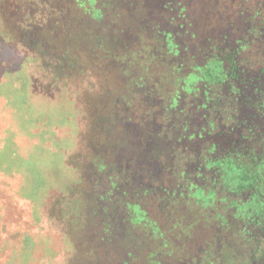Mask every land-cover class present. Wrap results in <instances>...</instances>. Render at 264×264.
<instances>
[{"label":"rangeland","instance_id":"1","mask_svg":"<svg viewBox=\"0 0 264 264\" xmlns=\"http://www.w3.org/2000/svg\"><path fill=\"white\" fill-rule=\"evenodd\" d=\"M76 2L0 0V264H165L168 252L186 245L177 241L181 229L197 219L216 218L218 227L223 220L226 234L237 236L235 212L226 203L242 201L257 183L250 184L246 168L236 175L245 159L236 162L237 170L230 163L221 168L235 180L231 189L244 194L234 199L221 189L206 210L197 211L196 203L204 204L212 192L210 176L197 181L202 195L192 189V172L209 141L217 147L210 157L222 159L231 127H252L242 144L260 146L257 132L264 120L250 121L253 111L262 114L256 94L243 91L237 99L233 85L222 83L232 58L239 75L264 77V39L240 34L235 16L245 13L246 0ZM135 5L138 29L112 36L106 27L124 24ZM229 6L236 12H227ZM167 8L174 16L182 11L186 34L167 24ZM165 31L172 33L167 46ZM98 32L102 46L96 48L92 37ZM114 37L127 47L112 46ZM183 44L189 56L178 55ZM210 45L216 48L212 54ZM217 59L219 65L211 62ZM205 63L209 111L194 113L188 105L174 112L167 102L176 106L180 82L185 94L194 95L188 85L195 78L188 72ZM201 85L194 100L199 105L206 95ZM208 119L216 135L187 139L207 127ZM183 172L176 188L175 176ZM178 220L180 227L169 233ZM200 234L198 242L187 244L194 256L207 237ZM233 248L235 255L241 251Z\"/></svg>","mask_w":264,"mask_h":264},{"label":"flooded vegetation","instance_id":"2","mask_svg":"<svg viewBox=\"0 0 264 264\" xmlns=\"http://www.w3.org/2000/svg\"><path fill=\"white\" fill-rule=\"evenodd\" d=\"M247 1H250V3ZM245 3H248L247 4L248 6H246L244 9L245 13L241 15L235 14V16L241 22L239 24L242 25L240 34H244V35L247 34L249 39L252 38V40H256V41L259 39L261 41L264 39V14L261 13V9H264V0H246ZM253 3H256L257 5L261 3V7H259V5L258 7L257 5H253ZM165 10L166 12L170 13V15L166 19L167 24L176 25L180 29L181 33L186 34L187 32L186 22L184 20V14L182 13V11H178L177 14L174 16V14L170 12L172 9L167 8ZM227 10H229L227 12H233V13L236 12L235 8L233 7H230V9H227ZM232 28H233V25H232ZM163 37H165L166 46L169 43H171V37H172L171 32L165 31V34L163 35ZM177 50H178V55L181 54L182 56H189L188 48L186 47L185 44H183L181 48H178ZM214 50H216V48L213 47V45H210V49H209L210 54H212ZM210 54L208 56H211ZM188 60L191 61L192 59L189 58ZM211 62L216 64V60H213ZM228 62H231V65H229L228 63L227 64L228 66H230L231 70L233 69V71L230 70L229 73L224 74L223 76L224 80L222 83L233 85L232 90H231L232 95H236L237 99L240 98V94H242L243 91H249L252 94L255 93L256 95L253 98V100L258 99L257 109H260L259 111L262 114H259V113L256 114L253 111L254 117H250V121L253 120L257 122L260 119L264 120V98L260 97L262 90H260L257 86L258 84H260L264 88V77L257 81L252 80V79H247L248 76H250L249 74L250 72H245L244 75H241V74L239 75L238 70H236L238 69L239 66L238 64L235 63L234 58L228 59ZM208 63L207 64L205 63V65L202 66L200 69H192L190 72H188V74H192V76L195 78L193 79L194 82L192 80V82H190L188 85L189 89H192L195 92L194 95L185 94L183 89L185 88L186 84H183L182 82H180L179 90L176 91V97H175L176 106L175 107L171 106V99L167 102L168 106L174 109V112L176 113H178L179 111L184 112L183 106H188V105H189L188 110L192 109L195 111L194 113L201 114V111L202 112L209 111V105L207 104V102H209L210 104L211 99H209L210 92L208 94L207 90L210 88V86L206 85L207 83L206 79L209 76L207 77L204 76L210 73ZM179 66L181 67L182 65H179ZM195 75L197 77H195ZM244 76L246 77L245 79H243ZM198 78H201L203 81H199ZM196 84L198 85L202 84L200 86V90L202 91V93L204 94L206 93L205 101L203 104L201 103L200 105H199L200 100H197L196 103L194 102L195 99H198V95H197L198 85ZM235 86H238V89L234 90L233 88H235ZM233 90H234V93H233ZM212 92H214V90ZM181 98H184L185 101L181 102V106L179 109V100ZM206 116H208V113L206 114ZM202 119H204V117ZM210 120L211 119H208L206 121L207 127H203L201 128L199 132L197 131L196 133L189 135V138L187 139L193 140L191 142L194 143V141L196 142V140L205 139L206 138L205 135L208 137L212 136L211 132H214L213 134L216 135V133H218L216 129V125L214 121L212 120L210 121ZM236 127L238 126H234V127L227 129L228 136L226 138L229 141V143H227V146H229V148L225 151L224 155L222 156V159H219V158L216 159V158L210 157L211 155H214L213 153H215L217 149V147L214 144L210 143V141H209V144H206V146L204 147L206 149L205 157H203V161L197 162L196 168L194 172H192V179L195 183V185H193L192 187L194 192H197V193L201 192V194L204 195L197 181H203L204 178L202 179V176L204 174H209L210 176L209 185H211L212 192L208 193L207 195L212 194V196L216 197V194L221 189H227V191L232 196L235 197L234 199L243 195L244 192L243 190H239L240 188H236V190H232L227 187L226 181L229 178H227V176L224 177L222 175V174H225V172H223L221 168L225 164L223 165L221 164L224 161H226V163L228 164L233 161V164H230V166L233 168L232 170H237L238 167L236 168V162L239 159L243 160L244 157H247L249 161H251L253 164L258 165V167H260L261 173L259 174L261 175L260 177H263L264 179V171L262 172V170L264 169V164L262 163L264 162V128L260 129L257 132L260 135L259 136L260 146H259V149H256L254 145L249 144L247 146L245 144H242L243 142H248L250 140L249 136H251L253 132V128L250 126H245L243 128L242 127L239 128V130L236 131ZM198 134H203V135L199 136ZM182 139H186V137L183 136ZM189 151L190 149H187V151L185 149L183 153H189ZM241 170L242 168L240 170L238 168L236 175L242 173L243 171ZM185 174L186 172L180 173L178 178L175 176V178L177 179V183L180 182V179L183 180V177L185 176ZM227 175H229V173ZM223 177L225 178L224 180H223ZM181 183H179L176 188H180ZM189 185H191L190 182H188L187 186ZM261 185L262 187L261 186L258 187L257 185L255 186L252 185L253 187L251 186L249 188L246 196L243 197L242 201L237 200L235 201L234 205H232L231 200L233 199H229L226 203V205H229V207H231V209H233V211L235 212L234 214H235L236 222L233 224L234 226L237 225V228H236L238 230L237 236H235L232 233L226 234L228 231L227 225H225L226 223L224 224L223 220H220L219 227L217 226L218 224L216 223L217 222L216 218L214 219V222L216 223V225L215 223L212 222V220L206 221L200 218H199L200 220L197 219L195 221H188V223L181 229L183 234H181L177 238L178 242L186 243V245H180L177 247V249H175V251H172V252L167 251L169 254L165 255V264H236L237 261L235 262L234 260L236 259L237 255H241L237 258L239 260H242L237 264H258L260 258L261 257L264 258V217L258 216L259 214L264 213V204L260 205L261 208L259 207V205H257V208H255L254 206L256 205V203L254 204V202H255V197H256L255 194L257 193L260 196H262L264 199V196H263L264 195V182H262ZM245 186L249 187L250 185H248L247 183V185ZM169 189L167 188L168 194L169 192L171 193L170 191L171 189L170 190ZM176 190L174 192V195H176L177 197H180L181 195L177 194ZM208 205L210 206L208 207ZM210 207H211V203L210 204L196 203L197 211H199V209L206 210V209H209ZM253 210L255 211L253 212ZM252 212H253V215L256 214V216H253ZM179 223H180V220H178L176 223L175 221H173L171 223V226L168 232L172 234L173 231L171 230V228L175 229L176 227H180ZM202 231L206 234L207 237L206 239L200 241L199 245L202 250L201 251L199 250L196 256H194L193 254L195 253L191 251V247H188L187 244L198 242L197 238L201 236L200 233ZM192 232H194V234L198 233L197 234L198 236L192 235L191 234ZM174 237H176V235L175 236L172 235V239ZM234 245H236L237 248L241 249V251L239 253L237 252L236 255H235L236 251H234V248H233ZM185 256H188V257H185Z\"/></svg>","mask_w":264,"mask_h":264},{"label":"trees","instance_id":"3","mask_svg":"<svg viewBox=\"0 0 264 264\" xmlns=\"http://www.w3.org/2000/svg\"><path fill=\"white\" fill-rule=\"evenodd\" d=\"M139 1L140 0H135V3H136V5L139 3ZM84 2V1H83ZM214 2V1H213ZM74 3L76 4L77 2H76V0H74ZM136 5H135V8H133V12H131L132 14H131V16L129 17V16H126L125 17V19H126V21H125V23L124 24H116V22H110V24L106 27V29H108L109 31H110V33L112 32V36H117V35H120V32L122 33V34H124L125 32H128V33H135V30H137L138 28H137V24H136V20H137V13L139 12V10H140V7H141V4H139L140 5V7H136ZM121 11V10H120ZM120 12H119V10H117L116 11V15H118ZM100 19V18H99ZM165 19H167V18H165ZM91 21H94V22H97V21H95L92 17H91V19H90ZM115 24H116V26H115ZM92 25H93V23H92ZM113 26H115L114 28H112ZM92 28H93V30L95 29V28H97V27H95V26H91ZM104 34V33H103ZM96 35V34H95ZM98 35L99 36H93L92 38H93V40H92V42H93V44L94 45H96V48H97V46H102V44H101V40H100V35H102V34H100L99 32H98ZM91 36V35H90ZM120 39L119 38H117V37H114V39L112 38L110 41H111V45L112 46H117V45H119V44H121L120 46H125V47H127V44H123L122 42H120L119 41ZM123 44V45H122ZM106 49V48H105ZM107 49H109V48H107ZM110 50V49H109ZM68 59H66V61H67ZM65 60H62V62H64ZM218 62H220V60L219 59H217L216 60V64H218L219 65V63ZM59 67L60 68H63L62 67V64H60L59 65ZM219 68H220V66H219ZM222 75V74H221ZM243 159H245L246 161H244V163H241L240 164V167H238L239 168V170L241 169V168H246V169H244L245 171V174L246 175H248V176H250L251 178H250V180L249 181H251L250 182V184L251 183H253V182H255L256 183V181H257V183H256V185L259 187V186H261L262 187V185H261V180L263 179V177H260L261 175L259 174V173H257L256 174V172H251V175H249L250 174V170H252V171H254V169L255 168H258V170L260 169V167H258V165H255V164H253L251 161H249V160H247V157H244ZM242 160V159H241ZM240 160V161H241ZM263 164H264V162H262ZM219 164V163H218ZM223 164H226V161H224V162H222V164L221 165H223ZM230 164H233V161L230 163ZM239 164V163H238ZM223 171V170H222ZM264 171V169L262 170V172ZM224 172V171H223ZM226 172V171H225ZM230 172V171H229ZM261 173V172H260ZM228 173H225V174H222L224 177H226L227 176V178H229L228 180L229 181H227L226 182V185H227V187L229 188V189H231V187L235 184L234 182H235V180L232 178V176L231 175H227ZM227 178H226V180H227ZM248 180H247V182H249ZM249 184V185H250ZM253 186H255V184L253 185ZM252 186V187H253ZM255 202H254V204L256 203V205L254 206L255 208H257V205H259V207H260V205H262V204H264V199H263V197L262 196H260L258 193L257 194H255ZM264 196V195H263ZM214 199H216V197L215 196H212V194H210V195H206V202H204L205 204H212L213 202H214ZM218 202V201H217ZM231 202H232V205H234V203H235V201L234 200H231ZM210 205H208V207H209ZM258 207V208H259ZM261 208V207H260ZM255 210H253V212H254ZM253 212H252V215H253ZM251 215V214H250ZM253 216H256V214H254ZM258 216H262V217H264V213L263 214H259ZM258 264H264V258H260V260H259V262H258Z\"/></svg>","mask_w":264,"mask_h":264}]
</instances>
